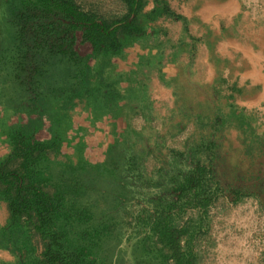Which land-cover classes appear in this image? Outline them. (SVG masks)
<instances>
[{
	"label": "trees",
	"instance_id": "1",
	"mask_svg": "<svg viewBox=\"0 0 264 264\" xmlns=\"http://www.w3.org/2000/svg\"><path fill=\"white\" fill-rule=\"evenodd\" d=\"M117 1L123 11L104 14L81 0H0V264H115L102 250L114 234L134 241L138 264H202L210 209L246 194L219 178L218 135L229 125L261 153L264 136L223 76L213 90L224 109L191 118L209 135L180 149L158 135L152 148L121 131L105 159H91L89 138L125 101L143 103L135 114L153 120L149 72L166 85V61H192L203 41L167 0ZM164 21L181 22L182 35L170 37ZM253 175L242 176L264 183L263 171Z\"/></svg>",
	"mask_w": 264,
	"mask_h": 264
},
{
	"label": "rangeland",
	"instance_id": "2",
	"mask_svg": "<svg viewBox=\"0 0 264 264\" xmlns=\"http://www.w3.org/2000/svg\"><path fill=\"white\" fill-rule=\"evenodd\" d=\"M81 1L95 5L104 14H117L123 11L122 4L117 0ZM167 1L176 12L188 18L190 34L198 36L196 34L201 29L208 30V27L199 21L198 0ZM235 1H238L239 11L232 18L231 29L227 33L244 45L248 43L254 48L253 44L264 42V0ZM151 5L152 3L147 9ZM162 23L168 28L170 37L176 39L182 35L181 22L164 21ZM215 32H209L211 35L207 34L206 37L210 36L211 41H216L219 32ZM202 43L204 42L198 44ZM139 51L138 47L130 50L133 59ZM238 55L239 53L236 54V61L239 59ZM214 57L213 63L216 68L214 79H218V76L222 75H219L217 69L220 68L223 71L229 62L221 55ZM204 59L205 55L200 52L198 54V50H195L192 61L186 53L166 61L163 67L166 85L159 81L154 71H150L146 79L150 97L146 111L154 116L153 120L145 123L140 115L135 114V107L145 111L143 103L133 100L125 101L118 118L107 120L102 125L103 133L89 138L87 153H91V159H105L107 146L115 141V133L121 131H125L132 138H137V144L152 146V148L158 135L163 137L167 147L177 149L182 148L183 142L188 138L192 142L201 135H209L210 131L197 130L191 118L198 113L214 118L218 110L224 109L225 102L222 101L221 104L219 98L215 96L213 83L217 80L210 82L206 79L208 71ZM82 117L76 119L80 121ZM218 137L219 145L216 148L218 157L215 164L219 171V178L224 185L234 184L233 186L237 188H244L243 191L247 195L245 194L239 201L240 204H231L227 198H220L210 209L209 245H203L202 264H224L231 258L237 257L250 258L252 264L254 262L264 264V183L254 178L245 180L242 176L251 171L255 177L257 171L261 170L263 171L262 179H264V153L258 149L249 151L243 144L245 143L244 134L229 125L222 129ZM180 161H182L181 166L185 165V159ZM150 165L151 162H149ZM110 185L108 182L104 183L107 188ZM143 191L146 189L144 188ZM1 215L0 209V218ZM103 249V255L115 264H138L139 262L140 255L134 241L131 245H126L121 234H114L106 239L102 245Z\"/></svg>",
	"mask_w": 264,
	"mask_h": 264
},
{
	"label": "crops",
	"instance_id": "3",
	"mask_svg": "<svg viewBox=\"0 0 264 264\" xmlns=\"http://www.w3.org/2000/svg\"><path fill=\"white\" fill-rule=\"evenodd\" d=\"M198 3L200 4L199 21L208 27V30L201 29L196 34L202 36L204 42L197 45V50L198 54L200 52L205 55L204 61L208 71L206 79L210 82L216 80L214 79L216 68L212 59L213 54L227 59L229 65L223 71L220 68L217 69L219 75L222 73L223 78L226 79L224 90L227 94L233 95L231 99L236 108L254 117L253 127L256 128L257 134L264 136V42L253 44L255 47L252 48L249 46L251 44L244 45L227 33L231 29L232 18L239 11L238 1L198 0ZM212 31L219 32L216 41H211L210 36L206 37ZM237 52L239 53L238 61L235 60ZM230 87H234L235 92L232 93ZM236 259L231 258L232 261H226L224 264H252L250 258L237 257Z\"/></svg>",
	"mask_w": 264,
	"mask_h": 264
}]
</instances>
